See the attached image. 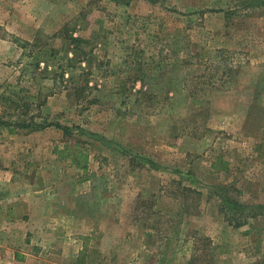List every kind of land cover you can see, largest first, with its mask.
I'll return each mask as SVG.
<instances>
[{"label":"rangeland","instance_id":"rangeland-1","mask_svg":"<svg viewBox=\"0 0 264 264\" xmlns=\"http://www.w3.org/2000/svg\"><path fill=\"white\" fill-rule=\"evenodd\" d=\"M0 264H264V0H0Z\"/></svg>","mask_w":264,"mask_h":264},{"label":"trees","instance_id":"trees-1","mask_svg":"<svg viewBox=\"0 0 264 264\" xmlns=\"http://www.w3.org/2000/svg\"><path fill=\"white\" fill-rule=\"evenodd\" d=\"M11 124H15V126H21V127H27L28 125L23 123V121H18L16 123H5V125H11ZM36 128L41 129V128H45L48 126H55L61 130H63L64 132L68 133L69 132V128L67 126L61 125L58 122H50L48 120H44L41 123H35Z\"/></svg>","mask_w":264,"mask_h":264}]
</instances>
